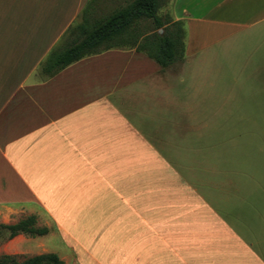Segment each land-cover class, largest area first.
Listing matches in <instances>:
<instances>
[{"label": "crops", "instance_id": "obj_1", "mask_svg": "<svg viewBox=\"0 0 264 264\" xmlns=\"http://www.w3.org/2000/svg\"><path fill=\"white\" fill-rule=\"evenodd\" d=\"M129 1L0 0V206L43 212L71 264H260L154 148L175 138L176 95L203 66L239 43L263 48L264 0H166L159 14L184 30L166 68L116 47L42 71L89 3L103 15Z\"/></svg>", "mask_w": 264, "mask_h": 264}, {"label": "rangeland", "instance_id": "obj_2", "mask_svg": "<svg viewBox=\"0 0 264 264\" xmlns=\"http://www.w3.org/2000/svg\"><path fill=\"white\" fill-rule=\"evenodd\" d=\"M255 49L239 43L218 57L220 64L203 66L190 93L176 95L170 132L175 138L154 150L171 169L192 178L193 188L204 189L208 204L217 206L264 264V46ZM30 214L31 207L0 206V224ZM35 215L37 225L46 226L43 212ZM49 252L65 257L64 264L72 263L69 249L56 236L8 239L6 234L0 239V257L23 261Z\"/></svg>", "mask_w": 264, "mask_h": 264}, {"label": "trees", "instance_id": "obj_3", "mask_svg": "<svg viewBox=\"0 0 264 264\" xmlns=\"http://www.w3.org/2000/svg\"><path fill=\"white\" fill-rule=\"evenodd\" d=\"M166 0H131L108 14H93L89 3L79 24L65 36L64 43L53 50L42 66L50 76L88 56L116 47H131L147 54L163 68L184 57V30L180 22H171L159 14ZM160 30L162 32L160 33ZM36 215H29L15 224H0V239H13L20 234L43 237L49 228L39 227ZM0 264H64L56 253H44L19 261L3 255Z\"/></svg>", "mask_w": 264, "mask_h": 264}, {"label": "water", "instance_id": "obj_4", "mask_svg": "<svg viewBox=\"0 0 264 264\" xmlns=\"http://www.w3.org/2000/svg\"><path fill=\"white\" fill-rule=\"evenodd\" d=\"M162 30H160V32H161Z\"/></svg>", "mask_w": 264, "mask_h": 264}]
</instances>
